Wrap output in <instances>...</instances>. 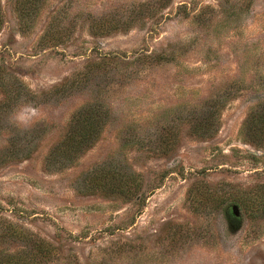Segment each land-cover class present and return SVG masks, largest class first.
I'll use <instances>...</instances> for the list:
<instances>
[{"label":"rangeland","instance_id":"obj_1","mask_svg":"<svg viewBox=\"0 0 264 264\" xmlns=\"http://www.w3.org/2000/svg\"><path fill=\"white\" fill-rule=\"evenodd\" d=\"M0 16V264H264V0Z\"/></svg>","mask_w":264,"mask_h":264},{"label":"trees","instance_id":"obj_2","mask_svg":"<svg viewBox=\"0 0 264 264\" xmlns=\"http://www.w3.org/2000/svg\"><path fill=\"white\" fill-rule=\"evenodd\" d=\"M0 24H2L1 16H0ZM85 114V112H84ZM80 112L72 120V125L69 132L63 138V140L59 144V148L62 149V154L64 156L71 155L74 151H76L80 146L85 144L87 141L92 139V136L95 132H98V126L100 125V119L102 115L96 114L93 111H87L84 115ZM246 128L251 131L257 130V122L255 119L250 118L246 121ZM99 185L102 188L112 189L114 183L111 179L106 176ZM118 185H122V180Z\"/></svg>","mask_w":264,"mask_h":264}]
</instances>
